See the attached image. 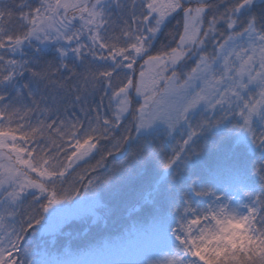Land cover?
Here are the masks:
<instances>
[{
    "label": "snow or ice",
    "instance_id": "snow-or-ice-1",
    "mask_svg": "<svg viewBox=\"0 0 264 264\" xmlns=\"http://www.w3.org/2000/svg\"><path fill=\"white\" fill-rule=\"evenodd\" d=\"M233 133L264 154V0H0V264H64L109 192L150 216L128 264H264V158L239 206L192 175Z\"/></svg>",
    "mask_w": 264,
    "mask_h": 264
},
{
    "label": "trees",
    "instance_id": "trees-1",
    "mask_svg": "<svg viewBox=\"0 0 264 264\" xmlns=\"http://www.w3.org/2000/svg\"><path fill=\"white\" fill-rule=\"evenodd\" d=\"M175 23L173 21V25ZM161 40L163 43H167L165 37H162ZM55 47V45H49L44 49L49 58L55 54ZM157 48H159V44ZM25 55H30V49H25ZM20 87L21 85L18 84L14 91H18ZM33 87L35 89V86ZM233 136L234 133L231 135V138ZM232 145V140H230L226 148L230 149ZM236 149L237 151L231 159H225L223 153L209 151L202 154L198 160H193V178L201 187H205L206 183L214 182L220 178L224 182L226 177L232 173L233 179L235 175L238 177L237 180L240 184H246L250 187L249 192L257 190L259 179L254 175L253 169L254 165L264 158V154L254 146L244 148L243 146L236 145ZM165 151H170V148L165 146ZM230 164L232 165L230 166ZM236 164L237 166H235ZM219 172L221 173L218 175ZM163 173L162 170H158L160 176ZM160 176H157L156 179L159 180ZM216 176H218V179L215 178ZM167 179L170 180V177H167ZM101 195V193H97L98 197ZM103 196L105 199V206L102 207L104 211L101 213L96 224L90 218L84 217L77 219L71 225L65 226L63 231L58 235L46 237L49 241L40 244L41 250L47 251L49 254V257H45V259L61 260V250H70L69 252L73 255H77V251H75L77 248L76 240L81 237H83L86 246L89 247L88 251L85 250L86 252L94 255L98 249H101L104 256L114 253L115 259L124 256L131 249L128 248L126 250L123 246L124 244L131 245L132 243H138L139 235L141 234L137 233L136 226L147 227L151 223L149 213L143 212L130 215L128 210L120 204L119 199L112 192L103 194ZM109 209L114 210V214L111 217L108 216ZM97 235L100 237H97Z\"/></svg>",
    "mask_w": 264,
    "mask_h": 264
},
{
    "label": "rangeland",
    "instance_id": "rangeland-1",
    "mask_svg": "<svg viewBox=\"0 0 264 264\" xmlns=\"http://www.w3.org/2000/svg\"><path fill=\"white\" fill-rule=\"evenodd\" d=\"M230 140H232L233 144L243 146L244 148L253 147L248 142L247 138L244 137L242 134L234 133V136ZM231 165L232 164H230V166ZM235 166H237V164ZM220 173L221 172H219L218 175ZM231 174L232 173H230V176L226 177L224 182L221 178L218 179V176H216L215 178H217L218 180L206 183L205 187H212L213 190L217 191V193L221 196H223L225 191H227L230 197L233 199L234 206H239L246 202V197L244 196V193L247 192L250 187H248V185L246 184H240L237 180L238 177L234 175L233 179V175ZM166 178V173H163L158 180L159 183L164 184L167 181ZM103 211L104 209L102 207H94L91 209L90 213L85 217L90 218V220L94 224H96ZM150 224H148L147 227H149ZM140 234L141 235H139V241L137 244L132 243L131 245H123L126 250L128 248L131 249L128 250V252L125 253L124 256H120V258L117 259L114 258V253H111L108 256H104V253L101 249H98L96 251V254L94 255H91L90 252H86L89 250V247L86 246L83 237H81L76 240L77 248L75 251H77V255H73L71 252H69L70 250H61V260L64 262V264H128L129 261H139L143 259L144 252L147 248V238L142 232ZM97 237L100 236L97 235Z\"/></svg>",
    "mask_w": 264,
    "mask_h": 264
}]
</instances>
